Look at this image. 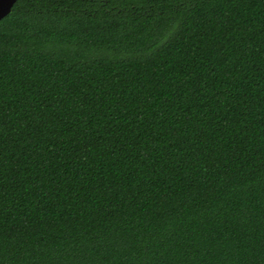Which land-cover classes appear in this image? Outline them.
Returning <instances> with one entry per match:
<instances>
[{"label": "trees", "instance_id": "trees-1", "mask_svg": "<svg viewBox=\"0 0 264 264\" xmlns=\"http://www.w3.org/2000/svg\"><path fill=\"white\" fill-rule=\"evenodd\" d=\"M0 264H264V0H18Z\"/></svg>", "mask_w": 264, "mask_h": 264}, {"label": "water", "instance_id": "water-1", "mask_svg": "<svg viewBox=\"0 0 264 264\" xmlns=\"http://www.w3.org/2000/svg\"><path fill=\"white\" fill-rule=\"evenodd\" d=\"M18 0H0V21L12 11Z\"/></svg>", "mask_w": 264, "mask_h": 264}]
</instances>
